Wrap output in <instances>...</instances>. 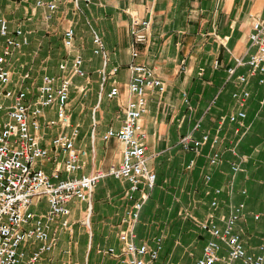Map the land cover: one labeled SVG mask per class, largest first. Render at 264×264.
Returning a JSON list of instances; mask_svg holds the SVG:
<instances>
[{"label": "crops", "instance_id": "0c3cea01", "mask_svg": "<svg viewBox=\"0 0 264 264\" xmlns=\"http://www.w3.org/2000/svg\"><path fill=\"white\" fill-rule=\"evenodd\" d=\"M39 1L51 0H0V14L12 31L22 29L28 37L29 44L21 52L31 51L32 61L37 64L42 60L56 65V70L51 67L53 70L44 74L61 75L60 63L72 60L64 45V34L69 28L75 30V44L83 56L87 76L72 78L68 110L73 126L80 127L76 147L86 155L81 156L83 168L73 176L107 172L111 165L122 161V144L117 139L104 141L103 136L109 129L122 126L125 109L134 100L129 91L131 19L135 16L148 20L149 39L137 47L135 62L154 69L164 81L165 91L147 93L148 112L141 120L147 134L150 167L158 180L136 227L139 241L153 246L155 237L163 238V251L156 264H192L211 239L200 226L196 231L195 223L198 226L213 214L223 227L222 218L244 204L236 230L248 253H259L264 246V86L259 84L258 76H251L247 86L240 84L237 76L248 74L247 67L239 68L234 77L227 70L235 66L237 58H247L252 52V24L255 17L264 19V0H61L51 19L46 18L48 10L38 5ZM95 33L101 37L107 57L94 53ZM16 56L20 64L30 60L20 53ZM116 67L117 74L104 81L102 72L109 73ZM114 86L119 87L120 95L109 99ZM82 87L85 92L80 91ZM243 89L250 92V98L241 106L232 95ZM77 90L82 96L81 107L73 100ZM92 97H97L96 103H92ZM241 110L246 118L231 122L229 117ZM46 114V121L56 115L54 109H47ZM60 130L43 127L38 133L41 145L51 150V139ZM188 133L197 139L210 136L199 154L179 146L180 138ZM216 135L221 141L214 147L212 139ZM215 151L221 153V161L210 166ZM51 154L52 161L42 162V167L49 175L59 171L62 179L67 178V154ZM190 161H195L192 169L187 168ZM233 164L239 166L238 172L232 170ZM128 188L129 183L108 176L96 186L91 203L71 201L70 227L63 229L61 219L53 225L56 244L42 261L121 264L106 251L121 250L119 233L130 205L125 198ZM217 189L221 194L216 195ZM213 200L218 201L216 208L211 205ZM34 210L45 213L47 200L42 199ZM38 246L28 243L21 247L25 253L21 264H30L29 258ZM226 251L224 247V255Z\"/></svg>", "mask_w": 264, "mask_h": 264}, {"label": "built area", "instance_id": "2783aa9c", "mask_svg": "<svg viewBox=\"0 0 264 264\" xmlns=\"http://www.w3.org/2000/svg\"><path fill=\"white\" fill-rule=\"evenodd\" d=\"M60 1H39L38 5L47 8L46 18L51 19ZM149 28L150 21L132 17L130 33L133 41V62L129 65V91L134 100L125 109L122 126L118 130L109 129L103 136L104 141L117 139L122 144L121 163L111 165L107 172L97 171L74 177L83 168L81 156H85L86 152L76 147L80 127L73 126L68 108L73 76H87L83 67V56L75 44V30L69 28L64 34L65 48L72 54L71 62L60 63L61 75L44 74L41 83L33 92L27 85L31 79L30 72L23 75L21 82L15 87L14 75L8 65L14 52L28 45L29 39L22 29L12 31L8 20L0 14V264H21L25 257L21 247L28 243L39 244L30 257L32 264L53 251L56 244L52 235L53 225L61 219L63 229L70 227L68 217L71 210L68 204L74 200L91 203L96 186L108 176L129 183L125 198L130 205L121 221V250L109 248L107 255L121 264H156L159 261L164 247L163 238L155 237L153 246H150L147 241H139L136 231L150 192L156 188L158 180L157 174L150 167L147 134L141 120L148 112L147 93L151 90L161 93L165 91V83L156 75L154 69L135 62L139 56L137 47L148 42ZM94 44V53L107 57L102 39L96 33ZM250 48L252 52L248 57L237 58L235 66L228 68V74L234 77L239 68L247 67L248 74L237 76L240 84L247 86L251 76H258L259 84L264 86V19L255 17L253 20ZM118 71L119 68L116 67L109 73L102 72L104 81ZM80 91L85 92V89L82 87ZM119 95V87L114 86L108 93V98L114 99ZM232 96L244 106L250 98V92L243 89L241 92H234ZM47 109H54L56 115L46 121ZM245 118L246 113L243 110L229 117L231 122ZM43 127L61 129L51 139V150L41 145L42 139L38 133ZM199 127L200 124L196 125L195 130ZM220 130L221 127L218 131ZM209 141L208 134L197 139L192 133H188L180 138L179 146L184 151L199 154ZM220 141V136L216 135L212 139V145L216 147ZM52 151L67 154L64 163V170L69 175L67 178L62 179L59 171L49 175L42 167V162L52 161ZM220 161L221 153L213 152L210 166H215ZM194 166L195 161H190L187 168L192 169ZM232 170L238 172L240 168L233 164ZM210 179L207 175L206 180ZM215 193L219 195L221 190L217 189ZM243 193L246 194L245 191ZM42 199L47 200L48 210L38 214L34 208L39 206ZM211 205L216 208L218 201L213 200ZM244 209V204L235 206L229 217L222 218L223 227L218 224L213 214L200 223L201 229L209 233L211 239L206 243L202 256L192 264H264V246L260 247L257 254L248 253L236 230ZM224 247L227 249L225 255Z\"/></svg>", "mask_w": 264, "mask_h": 264}, {"label": "rangeland", "instance_id": "374dc122", "mask_svg": "<svg viewBox=\"0 0 264 264\" xmlns=\"http://www.w3.org/2000/svg\"><path fill=\"white\" fill-rule=\"evenodd\" d=\"M27 46V45H26ZM21 50V49H20ZM20 50H16L13 54V56L9 59L8 61V65L9 68H11V71L13 72L14 75V84L15 87L18 86L19 82H21L22 80V76L25 75L28 71H30L31 74V79L29 80L28 84L30 86V89L34 92L36 90V88L38 87V82L40 81V77L47 71L49 70H53L51 69V67H54V69L56 70V65H51V64H47V63H42V60L38 62V64L36 63V61H32V56L33 53L31 51L29 52H21ZM25 58H28V56L30 57L29 59L25 60V63H21L18 59V56H16L17 54H19ZM32 53V54H31ZM14 57V58H13ZM13 58V59H12ZM12 59V60H11ZM69 62V61H68ZM71 62V61H70ZM28 70V71H27ZM76 77V76H73ZM78 92L76 93V96L74 97V102L76 103V105H82V102L80 104L81 101V97H80V93L79 90H77ZM92 103H96L97 97H92L91 98ZM86 103V100L85 102ZM198 224V223H197ZM174 225H178L177 223H175ZM179 226V225H178ZM200 225H196L195 223V230L198 231L197 229L199 228ZM198 227V228H197ZM201 240V239H200ZM164 243V242H163ZM197 245V243L195 244ZM194 248V247H193ZM30 261V258H29ZM44 261H42V259L37 262L36 264H43ZM193 263V262H192ZM32 264V263H30ZM46 264V263H44Z\"/></svg>", "mask_w": 264, "mask_h": 264}]
</instances>
